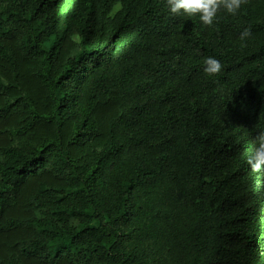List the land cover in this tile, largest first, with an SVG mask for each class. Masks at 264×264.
<instances>
[{
  "label": "trees",
  "instance_id": "1",
  "mask_svg": "<svg viewBox=\"0 0 264 264\" xmlns=\"http://www.w3.org/2000/svg\"><path fill=\"white\" fill-rule=\"evenodd\" d=\"M262 131L264 0H0V264H264Z\"/></svg>",
  "mask_w": 264,
  "mask_h": 264
},
{
  "label": "clouds",
  "instance_id": "2",
  "mask_svg": "<svg viewBox=\"0 0 264 264\" xmlns=\"http://www.w3.org/2000/svg\"><path fill=\"white\" fill-rule=\"evenodd\" d=\"M248 2L249 0H166L171 14L199 17L202 24L207 27L214 25L221 10L235 16ZM249 35L250 30L245 29L239 39L246 40ZM204 65V72L209 76L218 75L223 67L218 60L212 57L206 58ZM256 144L257 147L253 154L247 158V164L253 173L264 174V131L256 136Z\"/></svg>",
  "mask_w": 264,
  "mask_h": 264
}]
</instances>
